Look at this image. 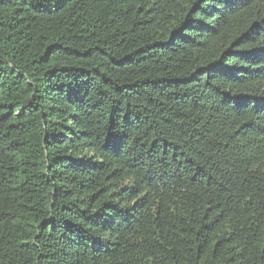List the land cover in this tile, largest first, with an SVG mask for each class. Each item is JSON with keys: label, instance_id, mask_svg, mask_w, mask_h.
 I'll list each match as a JSON object with an SVG mask.
<instances>
[{"label": "trees", "instance_id": "16d2710c", "mask_svg": "<svg viewBox=\"0 0 264 264\" xmlns=\"http://www.w3.org/2000/svg\"><path fill=\"white\" fill-rule=\"evenodd\" d=\"M0 264H264V0H0Z\"/></svg>", "mask_w": 264, "mask_h": 264}]
</instances>
